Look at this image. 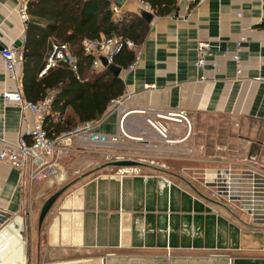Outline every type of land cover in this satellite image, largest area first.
Here are the masks:
<instances>
[{
  "label": "crops",
  "instance_id": "0c3cea01",
  "mask_svg": "<svg viewBox=\"0 0 264 264\" xmlns=\"http://www.w3.org/2000/svg\"><path fill=\"white\" fill-rule=\"evenodd\" d=\"M28 1L0 0V51L22 42L27 17L20 8ZM113 5L120 9L116 17L144 12L137 0H112ZM149 22L144 41L133 47L136 66L121 68L119 75L128 98L93 121L95 130L116 134L123 126L122 141L140 139L157 133L149 118L181 111L193 119L247 120L242 128L249 132V158L264 164V0H206L190 18L178 5ZM199 38L215 45L209 59L217 67L206 68L215 80L200 79ZM241 38L239 75L234 55ZM17 87L0 54V138L10 142L23 133L20 111L2 94ZM252 122L263 126L261 139ZM170 127L182 133L168 141L189 143L184 122ZM91 152L74 151L58 174L39 183L28 168L0 160V264H264V227L215 200L210 189L165 168H91ZM65 186L40 225L45 201Z\"/></svg>",
  "mask_w": 264,
  "mask_h": 264
},
{
  "label": "built area",
  "instance_id": "2783aa9c",
  "mask_svg": "<svg viewBox=\"0 0 264 264\" xmlns=\"http://www.w3.org/2000/svg\"><path fill=\"white\" fill-rule=\"evenodd\" d=\"M139 1L144 11L153 14V18L158 17L153 8L145 2ZM206 0H177L178 5L186 7V18H190L193 12ZM27 3L20 8L21 13L28 18ZM116 15L119 14L118 6H112ZM26 40L23 36L22 42ZM241 38L237 42V50L234 60L237 63V73L242 72L240 50ZM133 48L135 44L132 40L123 36H110L102 38H86L83 40L84 52L94 56L93 68L104 67L102 58H106L109 64L114 62L115 56L125 47ZM23 46H13L0 51L5 61L8 78L18 83L16 89L8 88L3 91V100L7 103L14 102L18 105L22 125V135L17 142H10L0 138V160L20 170L28 168L30 179L39 183L50 179L59 173V164L67 161L76 150L88 151L90 148H111L121 144L123 136H126L124 127L116 134L101 133L95 130L93 121L82 123L75 128L51 137L45 127L47 115L52 110L53 97L47 96L40 101H32L26 98L23 92L22 76L18 68L23 65ZM215 47L213 41L199 38L197 40V65L204 69L201 76L202 81L215 80V77L208 74L207 67L210 65L214 70L217 65L214 60H210L212 49ZM75 57L67 43H55L51 50L46 66L41 74L46 73L50 68L55 67L60 61L68 62L76 68ZM137 60L130 65L135 67ZM128 98L127 94L121 95L111 101V105L119 106L124 104ZM164 115L165 117H162ZM162 118H167L176 122H184L191 127V122L184 112H168L159 114ZM151 126L163 137L169 135L168 128L155 117L148 119ZM170 140V139H169ZM252 160L243 164L242 168H237L233 164L221 167L214 173H206L204 185L210 189L212 197L233 207L240 213L248 216L252 224L264 227V167L255 166Z\"/></svg>",
  "mask_w": 264,
  "mask_h": 264
},
{
  "label": "trees",
  "instance_id": "16d2710c",
  "mask_svg": "<svg viewBox=\"0 0 264 264\" xmlns=\"http://www.w3.org/2000/svg\"><path fill=\"white\" fill-rule=\"evenodd\" d=\"M158 16L171 14L177 0H145ZM26 40L24 41L22 81L27 99L40 101L55 90L52 110L45 127L51 137L76 126L100 119L111 101L125 91L123 79L109 67L93 68L94 56L84 52L83 40L123 36L140 45L147 36L150 22L143 16L127 13L116 17L112 0H29ZM55 43H67L75 57L74 69L60 61L41 74ZM136 51L125 46L113 64L126 68Z\"/></svg>",
  "mask_w": 264,
  "mask_h": 264
},
{
  "label": "rangeland",
  "instance_id": "374dc122",
  "mask_svg": "<svg viewBox=\"0 0 264 264\" xmlns=\"http://www.w3.org/2000/svg\"><path fill=\"white\" fill-rule=\"evenodd\" d=\"M189 119L191 127H187L185 123L189 129L186 136L191 133L188 144L185 141L183 143L168 141L171 138L180 139L182 131L172 133L170 125L176 121L155 116V120L162 122L171 132L167 138L151 130L152 132L144 133L140 139L125 138L119 146L114 148L92 147L93 149H89L92 152L87 154V156H93L94 166L91 168L116 160H136L147 164V168L143 166L130 168L144 170L150 169L148 167L153 169L159 167L169 171L183 172L189 183L206 188L203 184L206 173H214L217 169L229 164L242 168L243 164L249 162V143L245 141L248 139L246 136L249 132H245L242 128L243 121L248 124L247 120L239 121L227 116H200ZM192 127L193 131H191ZM251 127L259 132L255 138L261 139L263 126L252 122ZM251 164L264 167V164L256 158ZM183 167L187 170L183 171ZM112 169L117 170L120 167L114 166ZM26 242L28 244L27 240Z\"/></svg>",
  "mask_w": 264,
  "mask_h": 264
},
{
  "label": "water",
  "instance_id": "95a60500",
  "mask_svg": "<svg viewBox=\"0 0 264 264\" xmlns=\"http://www.w3.org/2000/svg\"><path fill=\"white\" fill-rule=\"evenodd\" d=\"M143 16L148 20V21H152L153 19V14L144 11L143 12ZM16 46H22V42L19 41ZM102 62L103 65L106 67H109L114 73L115 75H120L121 73V68L117 67L114 64H109L108 60L106 58H102ZM147 164H144L143 162H139L136 160H116V161H112L106 164V166H115V167H126V168H130V167H141V166H146ZM68 188V186H65L64 188H62L61 190L57 191L56 193H54L52 196H50L44 203L42 209H41V213H40V217H39V224L41 225L46 217V215L48 214V212L50 211V209L52 208L53 204L55 203V201L62 195V193Z\"/></svg>",
  "mask_w": 264,
  "mask_h": 264
},
{
  "label": "bare ground",
  "instance_id": "6f19581e",
  "mask_svg": "<svg viewBox=\"0 0 264 264\" xmlns=\"http://www.w3.org/2000/svg\"><path fill=\"white\" fill-rule=\"evenodd\" d=\"M162 117H165L164 115H162Z\"/></svg>",
  "mask_w": 264,
  "mask_h": 264
}]
</instances>
